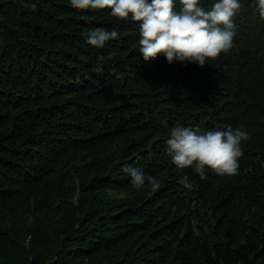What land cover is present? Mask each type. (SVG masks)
Returning a JSON list of instances; mask_svg holds the SVG:
<instances>
[{
	"label": "trees",
	"instance_id": "1",
	"mask_svg": "<svg viewBox=\"0 0 264 264\" xmlns=\"http://www.w3.org/2000/svg\"><path fill=\"white\" fill-rule=\"evenodd\" d=\"M241 3L201 67L144 61L139 22L109 9L0 0V264H264V20ZM93 28L119 39L94 47ZM178 124L246 129L237 173L177 168Z\"/></svg>",
	"mask_w": 264,
	"mask_h": 264
},
{
	"label": "clouds",
	"instance_id": "2",
	"mask_svg": "<svg viewBox=\"0 0 264 264\" xmlns=\"http://www.w3.org/2000/svg\"><path fill=\"white\" fill-rule=\"evenodd\" d=\"M79 10L109 9L119 20L139 22L138 52L144 61L163 55L168 63H196L203 67L233 47L236 35L234 17L242 8L241 0H213L209 9L201 0H68ZM260 19L264 20V0H253ZM179 5V7H177ZM35 7V5H33ZM88 44L104 48L119 39L116 29L93 28L85 33ZM250 139L246 129L201 131L182 125L172 127L165 140L171 162L180 169L191 167L201 179L209 169L218 175H235L243 156L242 142ZM131 185L140 190L146 182L159 187L157 177L141 167L125 165Z\"/></svg>",
	"mask_w": 264,
	"mask_h": 264
},
{
	"label": "rangeland",
	"instance_id": "3",
	"mask_svg": "<svg viewBox=\"0 0 264 264\" xmlns=\"http://www.w3.org/2000/svg\"><path fill=\"white\" fill-rule=\"evenodd\" d=\"M184 183V181H182ZM113 195H119L118 193H113Z\"/></svg>",
	"mask_w": 264,
	"mask_h": 264
}]
</instances>
